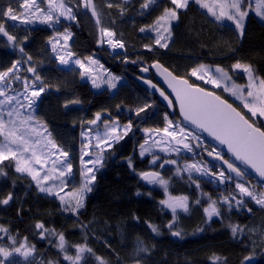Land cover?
Here are the masks:
<instances>
[{
	"label": "snow or ice",
	"instance_id": "1",
	"mask_svg": "<svg viewBox=\"0 0 264 264\" xmlns=\"http://www.w3.org/2000/svg\"><path fill=\"white\" fill-rule=\"evenodd\" d=\"M152 2L153 0H146L142 8L148 9ZM190 3L205 9L216 21H230L234 25V30L238 31V38L245 36L246 20L253 12L261 21H264V0H255L254 6L253 0H170V4L174 7L164 8L163 13L156 18L155 25L151 27V31L157 33L154 41L156 46L162 49L169 48L170 22L178 20L179 10L188 9ZM14 4L17 6H13ZM48 5L49 11L45 12L37 0H12L11 3L0 8V37L6 38L8 45L16 47L21 44V39L8 30V21L18 22L19 25H32L35 18V21L40 24L52 28L61 24V18H63L68 22L64 30L57 31L47 40L55 61L62 66L70 64L76 66L79 69L77 74L82 80L90 81L93 89L100 90L104 85L108 90L117 89V84L121 80L119 75L107 70L99 59L94 58V54L80 57L71 50L70 41L74 36L72 27L78 22L81 14L87 15V10L90 9L91 16L96 17V25L101 24L100 13L92 0H62L59 4L57 0H48ZM107 7H113L112 0H107ZM81 8L85 10L83 13ZM217 9H219L218 12ZM139 31L144 33L146 29L141 27ZM99 32L98 46L106 43L112 49L125 48V43L117 38L115 31L101 26ZM27 39V36L22 38L23 42H27ZM144 47L148 51L154 50L151 45ZM19 51L26 55L23 46L19 47ZM27 59L31 61L32 57L28 55ZM123 62L129 61L126 58ZM131 63L139 64V70L143 73L149 72L150 67H161L158 62H154L149 67L144 66V62L139 60H132ZM20 65L21 61L16 60L6 69H0V97H3L0 99V137L4 138V143L0 144V165L3 166L0 167V176L6 175L4 168H14L15 173L21 174L20 178L30 177L40 193L58 198L60 210L76 217V222L79 223L80 210L85 207L88 194L94 190L97 180L96 172L103 166L105 159L113 154L111 150L115 144L124 140L133 131V124L129 121L121 125L118 119L110 120L111 114L107 110L97 111L93 118L82 121L79 156L80 164L83 166L80 169L81 182L71 190L72 199H65V195L61 193L65 191L68 180L75 175L72 156L69 150L48 138L52 136V133L48 130L47 124L41 123L42 117L38 115V109L43 102V97L48 94L49 86L43 83L41 76L36 72V67L30 65L26 71L33 74V80L29 81L28 77H24L23 92L13 88V83L20 80L17 75ZM206 69L208 65L199 63L198 67L191 69L189 78H179L164 68L161 75L171 88L169 94L158 88L151 79L142 78L144 84L159 92L160 96L167 101L169 108L175 109L178 105L182 120L174 121L165 114L163 128L141 129L144 138L138 144V155L142 160L146 156L150 157L146 161L150 169H165V166H172L169 171L180 179H184L182 173H187L186 182H189V187L195 185V189L200 193L192 204L202 207L204 223L209 224L213 218L224 219L225 212L253 214L254 209L249 206L252 202L264 209V190H257V188H264V122L258 123L259 118L264 117V77L258 75L251 64L240 61L232 63L228 70L217 66L215 74H210ZM230 73L246 74L247 83L232 82L230 86L226 85L222 88L225 81L234 80V75ZM191 77L221 91L216 92L196 85L194 81L190 82ZM9 92L12 94L9 95ZM223 93H229L234 100L225 97ZM173 94L174 100L169 99V96ZM235 101H239L240 104L234 106ZM80 104L79 98L69 97L63 107L67 110L70 105ZM148 107H151V104L138 107L135 115L139 116L140 113L146 112ZM253 117H257V120H253ZM101 124L103 135L98 131ZM93 132L95 136L92 135ZM43 133H47V137H44V147L38 154L35 149L41 140L37 139L34 143H30L27 136L34 134L36 137H43ZM204 133L217 141L219 145L226 146L231 158H225L226 153L223 149L206 146L202 139ZM93 139L94 145L91 143ZM30 149L31 154L26 157L24 153H28ZM155 149L164 153L165 158L157 154ZM181 153L191 154V156L185 159ZM205 153L211 158L210 161L205 160ZM93 154L95 158H92ZM173 155L175 158H170ZM85 157L89 159L85 160ZM8 161L12 163H5ZM211 161L219 163L210 167ZM49 162L52 173H58V176L54 177L48 171H43ZM127 163L129 168L134 170L133 157H128ZM33 164L39 165V170L33 167ZM249 170L260 178L256 185L249 182ZM137 175L147 185L163 188L167 198L161 199L159 204L162 205V211L168 209L171 212V220L164 227L168 229L172 237L183 238L184 233L179 227L178 220L181 212L184 214L190 212V197L184 194H169L172 175L165 178L159 170H142ZM199 177H210L218 184H231L232 187L213 199L203 192ZM56 180H59V184L55 182ZM14 186L15 182H13ZM137 195L141 193L137 192ZM14 198L13 191L6 194L0 193V205H9ZM205 198L206 206L202 203ZM34 227L39 231L34 232L33 235L56 247L58 252L63 254V260L68 261L69 264H78L82 259L80 255L82 253H92V249L86 242L69 245L63 232L57 233L54 229L50 230L44 222H37ZM82 227L86 229V226ZM148 228L157 236L162 234V229L150 222ZM229 228L232 237L240 238L242 242L248 233L257 231L254 228L246 229V226L233 223L229 224ZM199 231L203 232L204 228H200ZM259 235L261 237L259 248L264 250V227L259 230ZM52 237L56 239H51ZM245 246L250 247L251 251L243 257L241 264H264V259H258V257H264V251L255 250V241ZM71 247H75V254H69ZM138 251L147 252V249L140 247ZM95 259L100 261V264H105L101 257L95 256ZM219 259L213 256L212 264H217ZM0 264H60V261H46L40 256L36 244L28 237L13 235L8 227L0 224Z\"/></svg>",
	"mask_w": 264,
	"mask_h": 264
},
{
	"label": "trees",
	"instance_id": "2",
	"mask_svg": "<svg viewBox=\"0 0 264 264\" xmlns=\"http://www.w3.org/2000/svg\"><path fill=\"white\" fill-rule=\"evenodd\" d=\"M11 2L12 0H0V8ZM112 2L113 7L108 8L107 0H92L100 13L101 24L96 25V17H92L91 11L87 10V15L81 14L78 22L73 25L74 36L70 43L71 50L80 57L94 54V58L99 59L115 75L138 76L140 65L131 63L132 60L143 61L144 66L159 62L180 78H189L191 69L198 67L199 63L228 70L232 63L240 61L251 64L255 72L264 77V23L253 14L246 21L245 36L238 38V31L233 26L216 22L198 5L190 3L188 9L179 11V19L172 25L173 37L168 42L169 48L162 49L155 45L156 33L151 31V27L155 25L156 18L163 13L164 8L174 7L170 0H153L148 9L142 8L146 0ZM84 11L81 8V13ZM67 24L68 22L61 21V24L52 28L46 25L25 27L8 21V30L21 39V44L12 47L0 37V69H6L14 61L20 60L23 67L21 77L33 80V74L26 69L30 65L36 67L43 83L49 86L48 94L43 97L38 109V115L42 117L41 123L47 124L52 133L51 138L57 145L70 151L77 180L80 169V131L84 115L89 108L109 99L110 92H98L89 82L80 78L77 68H64L55 61L47 40L57 31L62 32ZM101 26L117 33V38L125 43V54L112 55L104 44L98 46ZM141 27H145L144 33L139 31ZM24 36L28 37L27 42H23ZM145 45H151L154 50L148 51ZM20 46L25 48L26 55L20 53ZM28 55L32 57L31 61H28ZM126 58L128 63L123 62ZM230 74L234 75L237 82H243L242 75ZM192 81L191 77L190 82ZM69 97L79 98L81 104L70 105L66 110L63 104ZM151 98L153 105L139 116L135 115L131 107L124 106L115 112L114 118L121 125L132 122L133 131L111 150L113 154L105 164L102 175L119 168V156L124 145L129 140L136 141L140 138L141 126L155 114L157 100L153 96ZM176 117L178 118L177 115ZM170 168L172 167H166L162 171L165 178L172 175L169 194L190 197V212H181L178 220L184 233L183 238L172 237L164 227L171 220V212L168 209L162 211V205L159 204L161 199L167 198L163 189L149 186L139 178L134 182L124 181L120 176H114V184L102 191L103 201L96 206L98 181L94 194L80 210V222L77 223L76 217L60 210L57 199L39 193L29 177L20 178L21 176L15 174L14 168H4L6 175L0 176V193L13 191L15 198L6 207L0 205V224L8 227L13 235L28 237L36 244L40 255L44 256L51 253L54 257V246L33 235L39 231L34 227L37 222H44L50 230L54 229L57 233L63 232L69 245L86 242L92 253H87L80 264H100L95 256L101 257L105 264H212L213 256L220 258L217 264H241L243 257L251 251L245 245H251L255 241V250L264 251L259 248V230L264 227V209L258 208L252 202L249 206L254 209L253 214L225 212L224 219L213 218L211 223L205 224L202 207L192 204L200 193L195 185L189 187L187 176L180 179L169 171ZM99 178L97 179L100 180ZM199 180L203 192L213 199L232 187L231 184L221 185L215 181ZM137 192L141 195H137ZM202 203L206 206V198ZM149 222L161 228L162 234L157 236L152 233L148 228ZM230 223L257 231L248 233L242 242L240 238L232 237ZM82 226H86V229ZM200 228H204V231H199ZM140 247L146 248L147 252L138 251ZM70 249L75 254V247Z\"/></svg>",
	"mask_w": 264,
	"mask_h": 264
},
{
	"label": "rangeland",
	"instance_id": "3",
	"mask_svg": "<svg viewBox=\"0 0 264 264\" xmlns=\"http://www.w3.org/2000/svg\"><path fill=\"white\" fill-rule=\"evenodd\" d=\"M37 2L39 4V6L45 12L49 11L48 0H46V2H44V3L42 2V0H37ZM61 2H62V0H57V4H59ZM254 4H255V0H253V6H254ZM183 10L184 9L179 10V11H183ZM201 10L204 11L205 13H207V15L211 19L215 20V18L212 17L211 14H209L205 9H201ZM89 11H91V10L89 9ZM218 11H219V9H217V12ZM252 14L255 16L254 12ZM257 18L260 20L259 17H257ZM33 19H34V24H32V25H19L18 22H12V23L14 25L16 24V25L25 26V27L26 26H37V25L39 26V25H42L38 21H35V18H33ZM61 21H65V20H63V18H61ZM175 21L176 20H173V21L170 22V24H171V28H170V31H171V39L170 40H172V37H173V35H172V25L174 24ZM65 22H67V21H65ZM216 22H218L220 24H223V25H229V26H233L234 27V25L230 21H227V20L216 21ZM261 22L264 23V21H261ZM156 35H157V33L155 34V36ZM70 42H72V40ZM104 45H105V47H107L109 49V51L111 52V54L114 55V53H113V51H111V48L109 47V45H107L106 43H104ZM50 48H51V46H50ZM118 55H122V54H117L116 56H118ZM53 56H54V54H53ZM60 66H62V65H60ZM62 67H64V68H72V67H75L76 68V66L71 65V64L69 66H62ZM206 70H208L210 72V74H215V68L214 67H208V69H206ZM22 71H23V67H22V65H20L19 66V71L17 73V75L20 77V80L16 81L12 85V87L15 88V89H17L19 92H23L24 85H25L24 77H21L22 76L21 75L22 74ZM101 74H103V73H101ZM216 75L218 76L219 74H216ZM238 75L239 76L242 75V77H243L242 78L243 82H241L240 84H246L247 83V76H246V74L239 73ZM120 77H121V80L118 82L117 89H115V90H108L106 85L102 86V88L100 90L95 89L98 92L104 91V90H108L110 92L109 93L110 94V98L107 99V100H105L104 103L102 102L100 104H97V106H95V107L89 108L88 111L86 112V114L84 115L83 120L88 119V118H93L95 112L100 111V110H107V112L111 114L110 115V118H109L111 120V119H115L114 118L115 112L117 110H119L121 107H124V106L125 107H131L135 111L138 107L145 106L146 104L153 105L154 102H153V100L151 98L152 96L150 94H148L147 92H145V90L143 88H141L135 82V80L132 77L124 76V75L123 76H120ZM205 79H207V77H205ZM192 80L196 84L203 85L205 88H207L209 90H213V91H216V92H220L221 91L219 89H213L212 88V85H210V84H204L203 81L196 80L195 77H192ZM29 81H32V80H29ZM84 81H87V82L90 83V81H88L87 79H84ZM232 82L239 83L235 79L233 81H225L222 84V88L224 86H226V85L227 86H230V84ZM8 94L11 95L12 93L9 92ZM223 95L225 97H228L230 100H234V98L230 97V94L229 93H223ZM0 99H3V97H0ZM235 104L236 105H239L240 102L239 101H235ZM21 111H24V110L21 109ZM165 114H167L169 116V119H172L174 121H180L176 116H175V118L170 117V115L168 114V112L166 111V109L162 105H160L158 102H156L154 116L152 118H150L147 122H145V124H143V126H141V128L139 130L140 138L137 139L136 141L129 140V142H127V144L124 145L123 151H122L121 155L119 156L120 157L119 159L121 161L119 168L112 169L109 172H107L104 175H102L103 174L102 170L105 167V164H107V162L110 160V156H108V158L105 159V161L103 163V166L100 167V170L98 172H96L97 178H99L101 176L99 178L100 180L97 179L96 182H95V185H94V189H95L97 187L96 185H97V183L99 181V191H98V193H96V199H97L96 206H98L99 204H101L102 201H103L102 200L103 199L102 191L106 187L108 188V186H111V185L114 184V181H115L114 180V176L115 177L116 176H120V178H122L124 181H128L129 180V181H133L134 182L137 178H139L138 175H137L138 172H140L142 170H147L149 168V165H148V163L146 161H148L150 159V157L149 156H146L144 158V160H142L139 157V155H138V151H139L138 144L140 142H142L143 141V138H144V133L142 132L141 129H143V128H153V127L163 128V126L165 125V121H164V115ZM252 119L253 120H257V117H253ZM258 121L259 122H264V117L259 118ZM21 131H24V130L21 129ZM98 131H99V133L101 135H103V125L102 124L100 125ZM92 135L95 136V132H93ZM161 136H162V133H161ZM44 137H47V133H43V137H36L34 134L27 136V138L29 139L30 143H34L37 139H40L41 140V143L38 144V145H36V149H35L38 152V154L41 151V149L44 147V144H45ZM48 138L49 139H52L51 137H48ZM157 138H160V137H157ZM165 139H170V138H165ZM80 141H81V139H80ZM121 142H119V143H121ZM2 143H4V138L3 137H0V144H2ZM91 143L94 145L95 144V140L93 139L91 141ZM116 145L117 144H115V146ZM13 147L15 148V146H13ZM154 151H156V153L159 154L162 158H165V154L162 153V152H159L158 149H155ZM30 154H31V149H30V151L28 153H24V155L26 157L27 156H30ZM181 155H183L184 157H190L191 156V154L185 155L184 153H181ZM128 157H133L134 170L132 168H129V166H128V163H127V158ZM92 158H95V155L94 154H93ZM170 158H175V156L173 155ZM53 159H54V157H53ZM87 159H89V157H85V160H87ZM32 166L35 167V168H37L39 170V165L33 164ZM88 166L91 167V165H88ZM209 166L211 167V165H209ZM81 167H83V166L80 164V167L79 168L81 169ZM166 167H172V166H165V168ZM80 169H79V174H78L79 175V179H77L78 181L75 180V176H73L70 180H68V185L65 188V191L61 193V195H65V199H69V200L72 199V197L70 195L71 190L75 186L79 185V183L81 182ZM43 171H48L54 177L55 176H58V173H52L51 167H50V162H49V165H46V167H45V169ZM159 171H161V173H162L163 169H159ZM15 174L18 175V176H21V174H18V173H15ZM182 175L183 176H187V173H182ZM199 178L200 179H206L208 181H214L213 178H210V177L209 178L199 177ZM65 179H67V178H65ZM55 182L57 184H59V180H56ZM31 183L35 187V182L31 181ZM50 183H51V181H50ZM256 184L257 183L255 182L253 185H256ZM152 187L161 188L159 186H152ZM161 189H163V188H161ZM257 190L260 191L258 188H257ZM262 190H264V189H262ZM94 191L95 190H93L91 193L88 194V196H87V198L85 200V203H86L87 199L91 195L94 194ZM66 193H68V195H66ZM41 194L44 195V196H47V197L55 198L59 202V199L56 198V197L48 196V195H46L44 193H41ZM168 211H170V210H168ZM78 264H79V262H78Z\"/></svg>",
	"mask_w": 264,
	"mask_h": 264
},
{
	"label": "water",
	"instance_id": "4",
	"mask_svg": "<svg viewBox=\"0 0 264 264\" xmlns=\"http://www.w3.org/2000/svg\"><path fill=\"white\" fill-rule=\"evenodd\" d=\"M5 41H6V38H4ZM159 63V62H158ZM160 64V63H159ZM161 65V64H160ZM150 65H147L146 67H149ZM165 67L163 65H161L160 68H151L150 67V70L149 72L147 73H143L140 71V74L138 76H134L133 79L135 80V82L145 90V92H147L148 94H150L151 96H153L158 102L160 105H162L166 111L168 112V114L171 116V117H175L176 115L178 116V119L179 120H182V117L179 115V112H178V105L176 106L175 109L173 108H169L168 107V104H167V101H165L163 99V97L160 96L159 92L158 91H155L153 89H151L148 85L144 84L143 83V77H147L149 79H151V81L153 83H156L157 84V87L160 88L161 90H165V93L166 94H169L171 93V88H169L168 86V83L165 81L164 79V76L161 75V72L163 71ZM170 71V70H169ZM173 75H175L172 71H170ZM180 78V77H179ZM169 99H173L174 100V94L173 95H170L169 96ZM191 127V126H189ZM202 138L207 142L209 143L210 145L212 146H215L217 147L218 150H221L223 149V151L226 153V156L228 158H231V154L227 153V150H226V146H221L218 144L217 141H214L211 137H209L206 133L203 134ZM207 160L210 161L211 158L210 157H207ZM211 163H216L218 164L219 162L217 161H211ZM249 177H251L252 179L255 180V182H257L260 178L254 173L252 172L251 170H249ZM143 182V181H142ZM146 183V182H144ZM6 207V206H5Z\"/></svg>",
	"mask_w": 264,
	"mask_h": 264
},
{
	"label": "flooded vegetation",
	"instance_id": "5",
	"mask_svg": "<svg viewBox=\"0 0 264 264\" xmlns=\"http://www.w3.org/2000/svg\"><path fill=\"white\" fill-rule=\"evenodd\" d=\"M133 78V77H132ZM171 117V116H170ZM172 118H175V117H172ZM203 139V138H202ZM204 140V139H203ZM204 142H205V144H206V146H208V147H213L212 145H210L209 143H207L205 140H204ZM199 151V150H198ZM204 157H205V160L206 161H208L207 160V155H206V153L204 154ZM225 158H228L226 155H225ZM214 164H216V163H211L210 165L212 166V165H214ZM217 170H219V169H217ZM249 182L253 185L254 183H255V180L254 179H252L251 177H249ZM257 183V182H256ZM260 191L262 190V189H264V188H258ZM254 203V202H253ZM255 204V203H254ZM258 208H260V206L259 205H256ZM53 250H54V252H55V254H54V257H53V254H48L47 256H44V255H40V256H42V257H44V259L46 260V261H52V262H56V261H60V264H69V262L68 261H65V260H63V254L62 253H59L58 252V249L56 248V247H54L53 248ZM87 253L88 252H85V253H82V254H80L81 256H82V259L79 261V264L81 263V262H83V259H84V257L87 255ZM69 254H73V250L72 249H70L69 250ZM22 259V258H21Z\"/></svg>",
	"mask_w": 264,
	"mask_h": 264
},
{
	"label": "bare ground",
	"instance_id": "6",
	"mask_svg": "<svg viewBox=\"0 0 264 264\" xmlns=\"http://www.w3.org/2000/svg\"><path fill=\"white\" fill-rule=\"evenodd\" d=\"M110 47V46H109ZM111 48V47H110ZM123 50H125V48L124 49H112L111 48V51H113V53L114 54H121L122 52H124Z\"/></svg>",
	"mask_w": 264,
	"mask_h": 264
}]
</instances>
